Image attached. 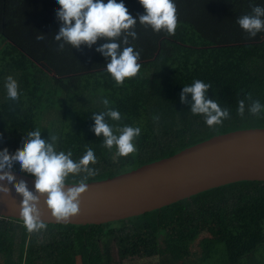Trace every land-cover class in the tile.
Returning a JSON list of instances; mask_svg holds the SVG:
<instances>
[{
	"label": "trees",
	"instance_id": "1",
	"mask_svg": "<svg viewBox=\"0 0 264 264\" xmlns=\"http://www.w3.org/2000/svg\"><path fill=\"white\" fill-rule=\"evenodd\" d=\"M120 2L137 20L145 12L139 0ZM173 2L175 35L156 33L138 21V39L129 37V46L140 52L141 70L118 86L106 69L108 61L96 51L106 40L91 48L66 44L59 50L54 39L61 27L58 0H0V151L15 153L27 133L39 129L43 139L58 136L57 151H71L76 162L92 148L97 163L89 166L97 175L87 181H95L215 135L264 127V112L257 117L248 111L249 94L264 105V32L250 38L237 23L251 14L250 5L264 6V0ZM41 33L46 39L38 41ZM8 76L18 82V102L7 97ZM195 80L210 83L209 98L229 110L230 118L221 125L208 126L203 115L181 103L183 87ZM104 98L122 116L118 122L107 119L110 125L141 129L136 153L120 156L115 146L109 151L102 146L103 136L92 130L93 113L106 110ZM13 170L20 171L18 162ZM84 175L70 174L68 183ZM203 232L213 234V245L209 249L200 240V259L264 264V181L229 183L117 221L47 223L39 233H29L23 220L0 216V264H113V247L122 261L158 256L159 264H192L189 246Z\"/></svg>",
	"mask_w": 264,
	"mask_h": 264
},
{
	"label": "clouds",
	"instance_id": "2",
	"mask_svg": "<svg viewBox=\"0 0 264 264\" xmlns=\"http://www.w3.org/2000/svg\"><path fill=\"white\" fill-rule=\"evenodd\" d=\"M145 9L144 14L134 18L123 2L117 0H58L60 5L57 17L61 27L55 33L54 39L59 43V50L63 51L65 45L72 49H80L82 45L91 48L101 39L106 43L101 44L96 51L100 52L108 61L106 69L118 86H123L126 79L136 77L141 70L140 52L129 46V37L138 39L135 26L139 24L145 28L150 27L154 32L162 30L168 35H175L178 27L177 6L173 0H139ZM251 14H245L237 19V23L250 38H255L264 32V6L250 5ZM38 41L46 39L45 34L36 37ZM123 45V47H122ZM7 97L12 101H19L20 92L18 82L12 77H7L5 84ZM210 83L195 80L192 85L184 86L180 93L181 103L190 104L194 115H203L208 126L221 125L225 119L230 118L227 108L209 98ZM191 95V101L188 100ZM248 99L251 104L248 111L251 115L259 117L264 112V105L259 100ZM105 111L93 113V131L97 137L103 136V147L109 151L115 146L118 155L127 157L137 152L134 141L141 135L139 127L113 126L107 119L121 121L122 116L118 110L111 108L107 98L102 100ZM245 103L239 101L238 114L243 118ZM158 120L159 117H154ZM41 131H29L24 138L23 147L15 153H10L8 148L0 151V182L14 183L17 194L22 196L19 214L24 226L29 233H39L47 229V223L42 219L43 213L39 207L41 197H46L45 204L57 221H67L76 216L81 209V194L88 189L86 181L97 175V169L90 167L97 163V157L92 148H87L86 153L78 162L72 159L73 153L57 151L56 143L59 137L50 134V139L42 138ZM118 133V134H117ZM20 171L35 177V191L29 190L25 180L17 181L13 174L16 163ZM85 175L77 186H68L70 174ZM12 189L0 183V193L10 195Z\"/></svg>",
	"mask_w": 264,
	"mask_h": 264
},
{
	"label": "water",
	"instance_id": "3",
	"mask_svg": "<svg viewBox=\"0 0 264 264\" xmlns=\"http://www.w3.org/2000/svg\"><path fill=\"white\" fill-rule=\"evenodd\" d=\"M17 181L35 191V177L13 170ZM242 180L264 181V127L239 129L215 135L171 156L144 164L113 177L87 181L80 212L57 221L41 197L46 223L100 224L143 214L194 194ZM11 194L0 193V216L22 220V196L13 184ZM78 183H68L69 187Z\"/></svg>",
	"mask_w": 264,
	"mask_h": 264
},
{
	"label": "rangeland",
	"instance_id": "4",
	"mask_svg": "<svg viewBox=\"0 0 264 264\" xmlns=\"http://www.w3.org/2000/svg\"><path fill=\"white\" fill-rule=\"evenodd\" d=\"M212 237L213 234L211 232H203L200 236V239L195 241L192 245L189 246V249L191 250L190 254V261L192 264H221V260H214L213 258L208 261H205L203 259H200L201 255V244L199 243L200 240H203L211 249L213 243H212ZM113 264H159L160 258L158 256L153 257H145V258H130L127 260H120L117 250L115 247H113ZM190 264V263H189Z\"/></svg>",
	"mask_w": 264,
	"mask_h": 264
}]
</instances>
